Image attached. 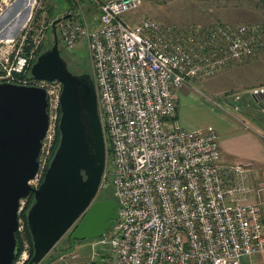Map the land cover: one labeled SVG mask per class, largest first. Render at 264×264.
Segmentation results:
<instances>
[{"label": "built area", "instance_id": "1", "mask_svg": "<svg viewBox=\"0 0 264 264\" xmlns=\"http://www.w3.org/2000/svg\"><path fill=\"white\" fill-rule=\"evenodd\" d=\"M90 1L98 13L93 24L80 0L57 24L64 47L87 42L111 162L103 186L111 182L118 203V219L95 239L87 264H244V258L263 253L264 223L257 192L247 181L248 168L222 164L215 129L189 130L177 122L174 89L255 54L264 47V27L222 24L177 31L148 17L134 21L144 0ZM36 2H31L27 24ZM12 39L0 42L13 43L17 37ZM13 53L2 62L0 81L46 89L44 140H49L54 117L52 90L45 84L57 83L60 111L63 85L27 75L28 60L13 59ZM250 94L263 102L264 86Z\"/></svg>", "mask_w": 264, "mask_h": 264}, {"label": "water", "instance_id": "2", "mask_svg": "<svg viewBox=\"0 0 264 264\" xmlns=\"http://www.w3.org/2000/svg\"><path fill=\"white\" fill-rule=\"evenodd\" d=\"M30 14L31 6L24 19ZM60 20L52 24L54 44L39 54L31 68L36 79L58 80L63 85L60 143L38 188L29 182L39 170L49 126L46 89L0 83V264H13L20 254L16 237L20 202L31 192L35 201L27 223L34 252L27 264H40L76 224L73 248L75 240L105 235L118 219L116 200L97 199L107 154L95 82L89 73L76 74L69 69L59 45Z\"/></svg>", "mask_w": 264, "mask_h": 264}, {"label": "rangeland", "instance_id": "3", "mask_svg": "<svg viewBox=\"0 0 264 264\" xmlns=\"http://www.w3.org/2000/svg\"><path fill=\"white\" fill-rule=\"evenodd\" d=\"M25 1L27 7H20L15 13L10 9L6 12L7 18L3 17L10 21L0 30L1 40L9 41L14 37L16 31L20 32L15 33L17 37L15 42H0V72L3 69L2 62L5 63V58L13 50V59L16 56V58L22 57L28 60L27 75H29L39 54L54 44L53 22L68 16L76 8V4L73 5L74 0L72 3L70 0H37L32 17L27 24L29 17L26 20L24 18L32 0ZM13 2L14 0H0V14L6 11V8ZM80 2L82 11L86 13L93 24L95 22L93 20L98 14L97 8L90 0H80ZM141 17L152 18L172 26L177 31L184 32L200 29L206 31L222 24H248L264 27V0H144L140 9L133 13L132 19L137 21ZM15 18H17L16 21H14ZM59 45L63 57L69 64L72 65L71 62L76 59L79 67H86L92 73V59L86 40H82L73 48L64 47L61 41ZM45 85L52 90L50 111L54 117V126L51 134L52 141L46 139L43 142V149L39 157L40 170L35 184H31L36 188L44 180L61 137L59 130L61 111L56 104L57 83ZM263 86L264 47H258L252 56L241 61H230L221 73L208 79L191 80L189 85L183 86L185 92L178 94L180 98L179 124L188 128L201 127L204 129L211 125V128L215 129L214 127L223 126L219 117L225 115L246 120L260 129L264 135V105L250 94L253 89ZM197 97L200 98V102L196 103L193 100H196ZM107 164L106 167L110 168L109 160ZM227 165H232V163ZM110 185L114 194L111 182ZM34 201L33 192L21 201L23 209L20 210L21 227L18 230L21 251L14 264H27L32 254L27 214ZM65 241L63 240L62 244ZM94 244L95 239L81 241L73 254L67 255L53 264H87ZM57 251L60 250L55 249L54 253ZM26 256L28 259L24 263Z\"/></svg>", "mask_w": 264, "mask_h": 264}, {"label": "crops", "instance_id": "4", "mask_svg": "<svg viewBox=\"0 0 264 264\" xmlns=\"http://www.w3.org/2000/svg\"><path fill=\"white\" fill-rule=\"evenodd\" d=\"M182 92H185L183 87L181 89H174V95L178 102V109L180 102L178 94ZM193 101L196 103L200 102V98L197 97V99ZM238 118L220 115L219 121L223 126L218 128L214 127L220 138L222 150L221 162L224 165L230 163L243 164L248 168L249 174L247 181L255 188V192H257L255 193V200L259 204L260 215L264 223V135H262L263 132H260V129L256 126H253L246 120H242L240 117ZM176 120L179 123V111L177 112ZM209 127L212 126L210 125L205 128ZM184 128L189 130L202 129L201 127ZM250 263L264 264V252L255 257L244 258V264Z\"/></svg>", "mask_w": 264, "mask_h": 264}, {"label": "flooded vegetation", "instance_id": "5", "mask_svg": "<svg viewBox=\"0 0 264 264\" xmlns=\"http://www.w3.org/2000/svg\"><path fill=\"white\" fill-rule=\"evenodd\" d=\"M20 7H22V8L23 7H27L25 0H14V2L11 3V5L9 7L6 8V11H4L3 13L0 14V30L7 24V21L8 20H5V18H7L5 16L6 15V12L9 11L10 9H12V11L15 13L17 10H19ZM3 17H5V18L3 19ZM0 83H2V82L0 81ZM18 220H20V213H19ZM76 227H77V224L74 227H72V229H70L64 235V237L58 242V244L51 250V252L49 253V255L40 264H46V262L49 259L54 258V257L62 254L61 257L58 258L56 261L61 260L65 256L70 255V254H73L75 252V250L77 249L79 243L81 241H84V240H75L74 241L75 247L73 248V242H72L71 236H72V233H73V231L75 230ZM16 237L18 239V231L16 232ZM63 240H66L64 242V244H62V241ZM18 242H19V239H18ZM20 248H21V246H20ZM72 248H73V250H72ZM55 249H59L60 251H57L56 253H54V250ZM56 261H54V262H56Z\"/></svg>", "mask_w": 264, "mask_h": 264}, {"label": "trees", "instance_id": "6", "mask_svg": "<svg viewBox=\"0 0 264 264\" xmlns=\"http://www.w3.org/2000/svg\"><path fill=\"white\" fill-rule=\"evenodd\" d=\"M72 2H73V1L70 0V3H72ZM73 5L75 6V4H73ZM202 31H205V29H202ZM59 41H60V38H59ZM51 47H52V46H51ZM51 47H49V48H51ZM49 48H47V49H49ZM47 49H45V50H47ZM45 50H44V51H45ZM42 52H43V51H42ZM42 52H41V53H42ZM76 62H77L76 59H74V61L71 62L72 65L68 63L69 69H70L73 73H76V74L89 73V74L91 75V72H90L86 67L81 68V67H79V66L77 65ZM75 63H76V64H75ZM261 104L264 105V103H262V102H261ZM107 183H108V182H106V183L104 184V186L102 187V189L100 190L97 199H103V200L114 199V200H116V198H115V196H114L115 193L113 194V190H112V188H111L110 183H108V184H107ZM27 226H28V223H27ZM28 228H29V227H28ZM28 233H29V235H30V240H31V243H32V254H33V252H34V248H33V240H32L31 233H30L29 230H28ZM32 254H31V256H32ZM31 256H30V257H31Z\"/></svg>", "mask_w": 264, "mask_h": 264}, {"label": "bare ground", "instance_id": "7", "mask_svg": "<svg viewBox=\"0 0 264 264\" xmlns=\"http://www.w3.org/2000/svg\"><path fill=\"white\" fill-rule=\"evenodd\" d=\"M30 17V16H29ZM10 21V20H9ZM9 21H7V23H9ZM12 39H10L9 41H11ZM48 138H49V140L51 141L52 140V138L51 137H49L48 136ZM35 182H36V180H34L33 182H31L32 184H35Z\"/></svg>", "mask_w": 264, "mask_h": 264}]
</instances>
